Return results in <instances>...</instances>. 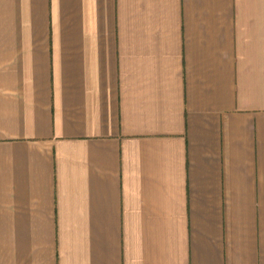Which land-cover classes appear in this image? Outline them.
<instances>
[{
	"label": "crops",
	"instance_id": "crops-1",
	"mask_svg": "<svg viewBox=\"0 0 264 264\" xmlns=\"http://www.w3.org/2000/svg\"><path fill=\"white\" fill-rule=\"evenodd\" d=\"M0 264H264V0H0Z\"/></svg>",
	"mask_w": 264,
	"mask_h": 264
}]
</instances>
